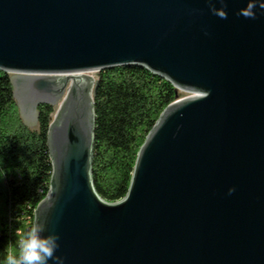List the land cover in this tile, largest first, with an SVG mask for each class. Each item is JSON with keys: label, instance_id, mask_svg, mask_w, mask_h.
<instances>
[{"label": "water", "instance_id": "1", "mask_svg": "<svg viewBox=\"0 0 264 264\" xmlns=\"http://www.w3.org/2000/svg\"><path fill=\"white\" fill-rule=\"evenodd\" d=\"M247 2L221 19L209 0H0V70L25 124L58 106L34 224L59 233L65 264H264V12L237 15ZM131 65L190 95L163 110L112 203L93 182L88 73Z\"/></svg>", "mask_w": 264, "mask_h": 264}, {"label": "trees", "instance_id": "2", "mask_svg": "<svg viewBox=\"0 0 264 264\" xmlns=\"http://www.w3.org/2000/svg\"><path fill=\"white\" fill-rule=\"evenodd\" d=\"M11 73L0 70V264L15 233L27 231L50 191L53 166L48 130L57 105L41 104L38 123L25 124ZM93 182L108 202L123 199L139 150L163 110L181 98L167 79L148 69L120 66L97 74Z\"/></svg>", "mask_w": 264, "mask_h": 264}, {"label": "clouds", "instance_id": "3", "mask_svg": "<svg viewBox=\"0 0 264 264\" xmlns=\"http://www.w3.org/2000/svg\"><path fill=\"white\" fill-rule=\"evenodd\" d=\"M217 2L222 7L217 8ZM209 3L213 15L221 19L228 18L227 0H209ZM257 7L264 12V0H248L246 7L241 8L237 15L255 19ZM235 190V187L230 188L229 195ZM15 236V245L10 244L7 247L4 264H65V258L57 255L60 247L59 233L49 232L46 224L38 222L27 231L17 230Z\"/></svg>", "mask_w": 264, "mask_h": 264}, {"label": "rangeland", "instance_id": "4", "mask_svg": "<svg viewBox=\"0 0 264 264\" xmlns=\"http://www.w3.org/2000/svg\"><path fill=\"white\" fill-rule=\"evenodd\" d=\"M88 74H90V75H92V76H95L96 78H97V72H89ZM181 93V98L182 97H186V96H188V95H190L189 93H187V92H184V91H180Z\"/></svg>", "mask_w": 264, "mask_h": 264}]
</instances>
